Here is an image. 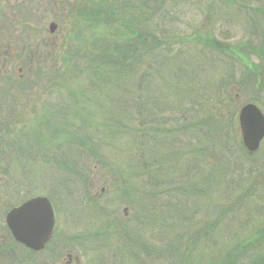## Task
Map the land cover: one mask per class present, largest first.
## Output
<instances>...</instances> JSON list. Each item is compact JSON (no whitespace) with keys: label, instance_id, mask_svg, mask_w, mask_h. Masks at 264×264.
<instances>
[{"label":"rangeland","instance_id":"obj_1","mask_svg":"<svg viewBox=\"0 0 264 264\" xmlns=\"http://www.w3.org/2000/svg\"><path fill=\"white\" fill-rule=\"evenodd\" d=\"M22 1L27 4V37L41 31L47 42H42L41 57L34 58L35 65L28 59V63L24 59L19 63L15 61L12 76H9L11 81L0 86V232L4 234L5 217L12 207L41 195L54 200L57 224L55 236L46 250L32 253L17 246V261L10 258L9 264H66L68 254L79 256L81 264H138L133 252L142 249L136 244L140 236L141 242L149 248L163 250L160 260L147 257L150 251L139 253L146 264H169L170 257L180 264L189 239L187 233L193 227L205 231L209 221L215 222L211 246L206 249L210 252L218 251L217 234L221 229L230 231L228 239L231 242L243 233L255 235L264 229V142L257 152L248 153L243 146L238 118L241 107L252 100L264 110V80H250L255 70L253 64L261 65L264 74V36L261 35L264 18L252 9L264 7V0H229L235 3L229 6L211 3V0H186L170 23H165L188 37L189 43L185 54L171 62L168 67L171 71L154 69L153 82L143 89L148 109L143 118L149 114L148 120L154 119V126L171 130L177 142L172 145V140L167 138L168 142L163 144L162 138L154 134L156 144L159 140V146L154 148L151 144L140 148L135 133L115 137L110 131L106 132L107 119L117 116L110 109L117 112L127 106L131 113L134 108L136 111V101L130 103L134 107H129L124 97L112 95L120 90L118 86L89 90L84 87L88 84L86 71L77 74L73 63L69 62V55L75 53V49L100 50L97 41L100 38L104 41L106 25L93 16L92 11L99 5L107 6L108 0H12V8ZM152 1L148 3L151 7H142L147 15L151 8L165 4V0H159L154 7L157 2L153 4ZM83 3L86 6L84 15H80L77 8L71 13L72 18L65 14L70 5ZM170 6L171 3L167 8ZM36 8H40L41 13ZM224 13L230 18L223 16ZM54 21L59 28L50 35L49 26ZM145 22L148 24V18ZM210 36L229 44V53H220L215 61L211 57L206 61L196 56L194 49L188 52L196 40L204 47V41ZM32 43L35 45L37 41L33 39ZM253 43L262 50L256 49L255 54L250 52ZM175 48L180 50V47ZM184 48L186 45L181 44V49ZM185 60L196 73L194 79L209 76V84L214 85L213 98L218 99L219 105L213 101L210 110L216 112V118L222 113L226 116L236 113L231 152L219 148L213 161L204 151L212 149L210 139L204 134L199 136L187 131L191 118L200 114L194 113L186 119L180 110L185 107L186 91L190 90L185 83L187 80L181 76L176 78L178 69H185ZM41 62L42 73H39ZM21 67L24 68V81L19 80ZM233 74L235 78L229 80ZM132 75L135 78L138 72ZM133 78L131 83L122 85L121 92L138 95L139 86ZM223 78H228L231 86H239L238 89L219 86ZM193 85L199 88L205 84L194 82ZM153 125L149 123L146 127L149 129ZM148 133L152 135L149 130ZM153 149L155 162H148ZM224 157L231 158L228 164L222 161ZM119 168L122 170L115 173ZM213 168L218 175L212 187H208L201 178ZM220 169L224 172L220 173ZM140 173L151 183L159 177L165 185H154L155 190L145 184L140 191ZM189 182L207 187V194L200 200L191 198L186 205H176L181 201L173 200L176 193L169 191ZM212 200L216 207L211 206ZM226 206H233L234 212L226 214L219 224ZM142 213L149 215L148 221L138 220ZM173 234L179 239L173 238ZM182 234H186L184 238ZM166 243H176L177 249L172 252L164 249Z\"/></svg>","mask_w":264,"mask_h":264},{"label":"trees","instance_id":"obj_2","mask_svg":"<svg viewBox=\"0 0 264 264\" xmlns=\"http://www.w3.org/2000/svg\"><path fill=\"white\" fill-rule=\"evenodd\" d=\"M150 1L151 0H108L109 4L107 6L99 5L95 7L92 11L93 16L97 17V19L99 18L100 21H102L106 25L103 35L104 41L102 38L97 41L100 50L91 52L88 49H84L83 51L81 49V51L75 49V53L69 55V62L73 63L75 72L77 74L82 73L81 71L83 70L86 71L88 84L84 87H87L89 90H94L97 87H107L108 89H110V86L113 87V89L118 86L117 88H120L121 90L122 85H127L128 82H132V78L134 77L132 74L138 72V75L133 78V80L136 81V84L139 86V92L137 96H135L134 94L131 95V92V94L129 92L124 93L120 90H117L114 94H112L116 96V98L124 97L129 107H134V105L131 104H133L132 101H136V111L134 108L133 112L130 113L127 106H123V108H120L117 112H115L114 109H110L114 114L117 113V116L107 119L106 126L108 128V131L104 129L103 124L102 127L106 132L110 131L112 134H114L115 137L130 136L132 135V133H135L138 136V144L140 148H142V146H146L147 144H151L153 148L154 146L158 147L159 140L157 141V146L156 141L153 139L154 134L162 138L163 144L168 142L167 138L172 140V145L177 143L175 141L176 137L174 136V134H172L173 132L171 130H164L158 126H154V119H150V121L148 120L149 114L147 115V117L143 118L144 114L148 112L147 98L143 94V89H147L146 87L148 85H151V82H153L154 76L156 74V71H154V69L159 68L161 70L170 72L171 70L168 69V67H170L171 62L173 60L179 59L182 55L185 54V52L187 51V45L189 43V38L183 37L185 36L183 33H180L176 29H172L165 24L166 22L170 23V20L173 19L174 15L178 12V8L181 3L186 2V0H165V4L163 5L164 10H162L163 6L154 8L156 10L151 8L150 10L152 11L147 15L146 9L143 8L151 7L148 5ZM158 2L159 0L152 1L153 4L156 3L154 7L158 6ZM214 2L215 4L219 2L220 4H225L227 6L235 4L234 2L229 0H211V3ZM169 3H171V6L167 8V5ZM201 3H204V1H202ZM193 5L195 4L193 3ZM76 8L79 11L80 15H84V12L86 11V6L84 3L80 6L70 5L69 10H65V14H67L69 18H72L71 13L75 11ZM252 9H255L253 11L257 12V16L260 15L261 18H264V7ZM223 16H225L226 18H230L225 13L223 14ZM147 18L148 24L145 22ZM208 18H211V16L208 15ZM215 19L216 17L214 15L213 20ZM252 22L257 23L254 20H252ZM261 35L264 36V31H262ZM97 44L94 45L95 48L97 47ZM181 44H185L186 48L181 49ZM192 46L193 47L189 48L191 50H188V52H191L194 49L197 54L196 56H200L201 59L202 57H204L206 61H208L210 57L213 59V61H215L217 57H220V53L228 54L231 49L229 44L222 42L216 37L212 36L208 37L206 41H204L203 46L205 48L201 46V42H199L198 40H196ZM175 47H180V50H177ZM256 49L262 50L258 45H255L253 43L249 48V51L255 54ZM70 50L71 49L69 47L68 51L71 53ZM215 51H217V54H215ZM39 56L41 57V54L35 56L34 58ZM34 58L32 64L35 63ZM69 62L67 63L69 64ZM184 62L187 63L186 60ZM253 66L255 67V70H252V78L250 80H255V82L256 79L258 80V82L263 81L264 74L261 71V65L253 64ZM42 67L43 65L41 62L39 70L37 69L39 73H42ZM31 69H33V67ZM87 69L90 70L89 73H87ZM235 69L236 64L234 63V72ZM96 72H99V74L96 75ZM91 74L93 75V77L91 76ZM177 74L178 75L176 78H180L181 76L182 78H184V80H187L185 81V83L187 82L190 88L189 91H186L185 107L183 106L182 108H180L181 112L184 113L186 119H188L187 116H189L190 118L194 113L200 114L192 117V121L187 124L189 128L187 130L188 133H192L194 135L198 134L199 136H201V134H204V136L208 140L210 139V142H212V149H206L204 151L209 153L208 157L209 159L211 158L212 161L213 157L216 158V154L218 153L219 148H222L227 152H231L230 145L232 144L231 142L234 138L233 133L235 131V124L237 120L235 111L227 113V116L226 114L222 113L218 116V118H216V112H212L210 110V106H212L213 101L217 103V106L219 105L218 99L216 97L213 98L214 85L212 87V84H209V76H206L201 80L194 79L196 73L192 70L191 64L189 62L186 64L185 69H178ZM169 75L172 76V74ZM232 76L229 78V80L235 78V74H233ZM227 79L228 78H223L219 86H224V88L229 87L230 90L231 87L234 90L238 89L239 86H231L230 81H227ZM86 81L80 82L86 84ZM194 82L195 84L204 83L205 85L199 88H195L193 85ZM26 90H24L23 93L26 92ZM203 91L206 93H204ZM109 95L108 98H110ZM227 99L233 100L232 97H227ZM220 102L223 103L222 99L220 100ZM64 108L65 106L62 109ZM50 111H52V109H50ZM149 123H152L153 126L148 129L146 125ZM138 127L140 128L138 129ZM194 128H196L197 131ZM148 130L152 133V135H149ZM171 137H173V139ZM164 148H166V146ZM154 152V149L150 151L149 154L151 158L148 162H155V160L153 159ZM144 155L145 154L142 153V156ZM230 155L232 157V153ZM230 159L231 158L228 159V157H224L222 161L228 164ZM148 164L152 166L150 163ZM117 170L122 169L119 168L114 170L115 173L117 172ZM215 171L216 173L214 172V168L212 170L206 171L205 175H203L201 178L203 184L208 187H212L214 180H216V175H218L217 170ZM223 172L224 170L220 169V173ZM141 173L144 172L142 171ZM141 173L139 184L140 191L141 187H144L145 184H148V187L152 186L153 188L154 185L158 187L165 185L162 183L159 177H157L155 183H151L147 178L146 180H144L141 176ZM174 185L176 186V184ZM154 189L156 190L157 188ZM170 192L176 193V197L172 198L173 200L178 199L182 202L181 196H183V198L185 199L184 203L178 202L176 204L178 206H182L186 205L187 201H190L191 198L195 197L196 199L200 200V198H203L207 194L208 189L207 187H203V185L198 186L197 183L189 182L186 185L182 184L178 188H172L169 193ZM158 194L164 195L163 193ZM170 197H172V195H170ZM214 204L215 202L213 201V205L211 206L216 207ZM222 211L225 212L222 213L219 224L221 223L223 218H225L226 214L234 212V208L233 206H226ZM148 218L149 215L146 216L144 213L138 220L141 222H146L148 221ZM214 225V221H209L206 227H204L207 228L205 231H203V229L201 228L194 230V227L189 229L191 232L187 233V237H189V239H187L186 248L181 254L182 260L180 264H264V229L259 231L255 235L246 236L243 233L239 238H237V240L232 242L228 239V236H230V231L221 229V232L217 234V240L220 244L218 251L210 252V250L207 251L206 249L211 246V240L213 238L212 231ZM185 235L182 234L183 238L185 237ZM172 237L175 239H179L176 234H173ZM225 238H227L226 242ZM141 239L142 236H140L136 240V244L141 245L142 249L137 248L133 252V256H135V260L136 262H138V264H146L145 259L138 255L139 253L140 255H142L143 252L146 254L148 251H150L151 254L147 257L157 258V260H160V258L163 257L162 249L153 246L149 248V245L142 243ZM164 241L167 242V240ZM205 241H208V243L205 244ZM224 242L225 244H223ZM175 244L176 243H166L163 248L168 249L172 252L177 249V247H174L176 246ZM169 260V264H177L176 262L172 261V257H170Z\"/></svg>","mask_w":264,"mask_h":264},{"label":"water","instance_id":"obj_3","mask_svg":"<svg viewBox=\"0 0 264 264\" xmlns=\"http://www.w3.org/2000/svg\"><path fill=\"white\" fill-rule=\"evenodd\" d=\"M56 27V23H52L51 32ZM239 120L246 148L256 151L264 139V114L257 105L249 103L241 109ZM7 223L17 241L41 250L51 239L55 227L51 201L44 196L31 198L8 213Z\"/></svg>","mask_w":264,"mask_h":264},{"label":"flooded vegetation","instance_id":"obj_4","mask_svg":"<svg viewBox=\"0 0 264 264\" xmlns=\"http://www.w3.org/2000/svg\"><path fill=\"white\" fill-rule=\"evenodd\" d=\"M11 1L12 0L0 1V86L2 83L6 84L9 80L11 81V77L9 76H12L15 61L18 63L23 61V59L25 63H28L29 59L32 61L35 56L41 54L42 42H47L44 41L41 31H35L27 37V4L22 1L13 4L14 7L12 8ZM39 6H41V3ZM36 9L41 13L40 8ZM37 35H39L40 38H38ZM33 39L37 41V44L34 45L32 43ZM16 58L18 59L15 60ZM25 63H23V66H25ZM18 72L19 78L22 79L24 77V68H19ZM3 229L4 234L0 232V237L2 239L0 243V264H9L8 259L10 258L16 263L17 246L23 249L25 248V251H27L28 248L12 239L11 230L9 228L3 227ZM8 238L12 239L13 242L11 241V243ZM47 246L48 244L46 247ZM68 264L72 263L69 262Z\"/></svg>","mask_w":264,"mask_h":264}]
</instances>
